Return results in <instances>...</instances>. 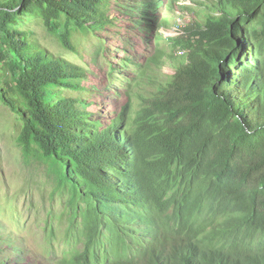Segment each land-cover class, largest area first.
Wrapping results in <instances>:
<instances>
[{"label":"trees","instance_id":"1","mask_svg":"<svg viewBox=\"0 0 264 264\" xmlns=\"http://www.w3.org/2000/svg\"><path fill=\"white\" fill-rule=\"evenodd\" d=\"M177 2L168 1L159 26L164 0H0V100L22 123L23 157L46 165L63 194L71 183L74 212L88 205L83 250L58 264H264V0L184 5L173 21L179 34L164 38L158 29L173 26ZM114 12L131 21L132 35L142 27L155 39L146 63L129 60L143 74L168 60L177 68L170 80L151 77L157 91L140 95L139 109L113 104L104 124L87 109L105 94L88 97L84 69L47 53L22 26L40 19L75 49L78 34L121 35ZM164 40L181 56L166 53ZM104 152L112 162L102 173L91 163ZM134 221L167 262L157 245L127 241ZM6 239L0 264L25 262Z\"/></svg>","mask_w":264,"mask_h":264},{"label":"rangeland","instance_id":"2","mask_svg":"<svg viewBox=\"0 0 264 264\" xmlns=\"http://www.w3.org/2000/svg\"><path fill=\"white\" fill-rule=\"evenodd\" d=\"M165 2L167 6L168 0ZM194 2L198 0H178L169 23L173 25L176 14L183 13L179 7L195 6ZM162 12L163 10L156 16L161 18ZM196 13V19L203 20L204 10ZM156 16L153 19H156ZM111 17L120 18L122 21L121 35L78 34L72 38L75 49L65 47L40 19L26 18L22 26L47 53L84 69L88 79L83 81V86L89 90L88 97L89 94L98 95L100 92L105 94L98 105L87 109L88 113L94 114L92 119L104 118L101 119L104 124L112 118L109 114L115 111L113 104L120 105L121 102L125 104L131 101L134 110L139 109L140 95L145 94L148 97L157 91L156 84H151V77L156 79V83L170 80L177 68L166 60L167 63H162L161 69L154 67L149 74H143L141 69L129 60H135L141 65L146 63V58L151 56L155 49V39L153 36H150L149 40L145 39V29L142 27L137 34L129 33L131 27L127 23L131 21L118 12L116 15L115 12L112 13ZM163 21L164 19L162 23ZM158 31L164 38L179 34L174 25L160 27ZM124 41L130 43L132 51L125 49ZM162 47L166 53H172L174 56L182 54L171 49L167 40L162 42ZM71 96L77 99L80 95ZM101 113L107 114L101 116ZM21 128L22 123L18 115L0 100V238L16 240L18 249L24 250L26 261L20 264H58L69 261L75 253L84 248L86 230L83 212L88 205L80 202L85 211L74 212L69 204L71 183H65L62 191L66 193L63 194L54 178L48 174L46 165L40 161L28 162L24 159L18 144ZM99 160L102 162L101 157ZM74 216L76 223L71 221ZM104 232L109 244L111 233L106 229ZM7 258L8 256L3 254L0 260Z\"/></svg>","mask_w":264,"mask_h":264},{"label":"clouds","instance_id":"3","mask_svg":"<svg viewBox=\"0 0 264 264\" xmlns=\"http://www.w3.org/2000/svg\"><path fill=\"white\" fill-rule=\"evenodd\" d=\"M169 1V0H168ZM165 2V0H164ZM168 4V3H167ZM161 10H163L162 14H161V18H157V23L158 25L162 22V20L165 18V15H166V2L165 4L163 5L162 8H160L157 12H155V15L157 13H159ZM160 26V25H159ZM124 80H123V88H124ZM125 89V88H124ZM118 94V93H117ZM119 95V94H118ZM93 154V153H91ZM100 157L102 159V162H100ZM95 158L93 160V162L91 163V167H95V169H97L98 171H101L102 173H105L106 171L103 169V168H107L108 167V164L112 162V160L110 159V154L109 152H104V153H96L95 154ZM96 160L98 161V163L100 164V166H96L95 163H96ZM104 165V166H102ZM100 169H98V168ZM112 173H110L111 175ZM112 176V175H111ZM114 176V175H113ZM116 178V176H114ZM123 206V205H122ZM144 227H140L138 226L135 221L133 223H131L130 227H131V231L128 232L129 236H126L127 238V241H129V243L133 242V238L138 237L139 238V248H145L147 250H152L156 245L158 246L157 248V251H156V254L154 253V255H161L163 254L166 258V262H167V258H168V255L169 253L162 249L159 244H156V245H152V241L155 242L156 238L152 237V236H149L150 234V231L145 227V225H143ZM134 231L138 232V235H134ZM133 237V238H132ZM15 243H16V240H15ZM17 243L15 244V248L17 247ZM21 251V249H20ZM152 252V251H151ZM153 253V252H152ZM3 254L0 255V257L2 256ZM6 255V254H4ZM8 256V255H7ZM135 261H137V259H135Z\"/></svg>","mask_w":264,"mask_h":264}]
</instances>
